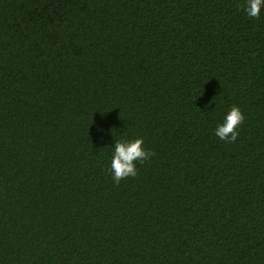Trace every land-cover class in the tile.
Segmentation results:
<instances>
[{
    "label": "trees",
    "instance_id": "obj_1",
    "mask_svg": "<svg viewBox=\"0 0 264 264\" xmlns=\"http://www.w3.org/2000/svg\"><path fill=\"white\" fill-rule=\"evenodd\" d=\"M245 2L0 0V264H264V6ZM136 138L155 155L117 184Z\"/></svg>",
    "mask_w": 264,
    "mask_h": 264
},
{
    "label": "clouds",
    "instance_id": "obj_2",
    "mask_svg": "<svg viewBox=\"0 0 264 264\" xmlns=\"http://www.w3.org/2000/svg\"><path fill=\"white\" fill-rule=\"evenodd\" d=\"M262 6H264V0H246L243 10L248 17L259 19ZM243 121L244 115L239 107L232 106L223 122L217 125L215 135L221 141L235 142L239 135L237 129ZM143 144L142 138L115 142L111 164L107 169L115 183L118 184L128 177H135L137 175V162L142 164L155 155L152 151H146Z\"/></svg>",
    "mask_w": 264,
    "mask_h": 264
}]
</instances>
